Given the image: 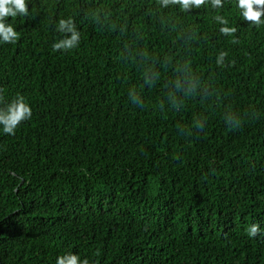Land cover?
<instances>
[{"label": "trees", "instance_id": "trees-1", "mask_svg": "<svg viewBox=\"0 0 264 264\" xmlns=\"http://www.w3.org/2000/svg\"><path fill=\"white\" fill-rule=\"evenodd\" d=\"M26 3L0 43V108L33 112L0 125V264H264V25L236 0Z\"/></svg>", "mask_w": 264, "mask_h": 264}, {"label": "clouds", "instance_id": "clouds-1", "mask_svg": "<svg viewBox=\"0 0 264 264\" xmlns=\"http://www.w3.org/2000/svg\"><path fill=\"white\" fill-rule=\"evenodd\" d=\"M209 0H160L162 7L170 4L179 5L184 11H191L193 7L199 8ZM213 8L222 7V0H210ZM235 7L245 21L252 22L255 26L264 25V0H236ZM29 15L26 0H0V43L14 44L19 39V34L8 18L24 17ZM217 23L222 25L220 32L225 36H231L236 29L228 27V21L222 16L215 17ZM57 31L64 35L63 39L54 43V51H70L79 46L81 35L72 18L61 19L58 22ZM227 53L221 52L217 58L218 64H223ZM32 108L22 96H17L10 104L0 108V125L5 134L15 135L17 127L24 121L32 118ZM260 232L259 225H253L248 229L250 237H256ZM56 264H88L87 260L81 261L75 254H68L57 259Z\"/></svg>", "mask_w": 264, "mask_h": 264}]
</instances>
